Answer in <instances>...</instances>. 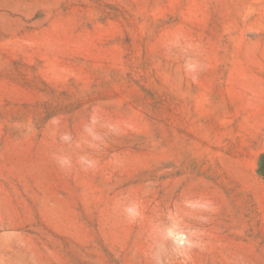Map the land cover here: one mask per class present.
Here are the masks:
<instances>
[{
	"label": "rangeland",
	"instance_id": "1",
	"mask_svg": "<svg viewBox=\"0 0 264 264\" xmlns=\"http://www.w3.org/2000/svg\"><path fill=\"white\" fill-rule=\"evenodd\" d=\"M0 264H264V0H0Z\"/></svg>",
	"mask_w": 264,
	"mask_h": 264
}]
</instances>
